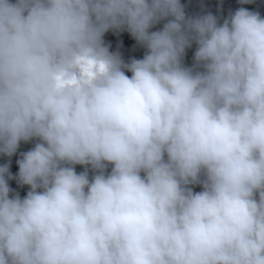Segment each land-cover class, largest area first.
<instances>
[{"label":"trees","instance_id":"1","mask_svg":"<svg viewBox=\"0 0 264 264\" xmlns=\"http://www.w3.org/2000/svg\"><path fill=\"white\" fill-rule=\"evenodd\" d=\"M0 13V264H264V0Z\"/></svg>","mask_w":264,"mask_h":264},{"label":"rangeland","instance_id":"2","mask_svg":"<svg viewBox=\"0 0 264 264\" xmlns=\"http://www.w3.org/2000/svg\"><path fill=\"white\" fill-rule=\"evenodd\" d=\"M0 16H3L5 19H0V27L1 28H7L8 24H9V17H7L5 14L0 13ZM16 190H14L13 192H15ZM16 196V193H15Z\"/></svg>","mask_w":264,"mask_h":264}]
</instances>
